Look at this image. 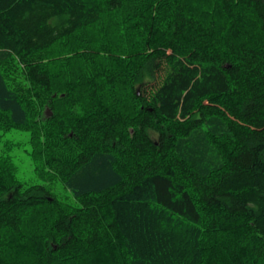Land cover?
<instances>
[{
	"label": "trees",
	"instance_id": "16d2710c",
	"mask_svg": "<svg viewBox=\"0 0 264 264\" xmlns=\"http://www.w3.org/2000/svg\"><path fill=\"white\" fill-rule=\"evenodd\" d=\"M0 264H264V0H0Z\"/></svg>",
	"mask_w": 264,
	"mask_h": 264
},
{
	"label": "water",
	"instance_id": "95a60500",
	"mask_svg": "<svg viewBox=\"0 0 264 264\" xmlns=\"http://www.w3.org/2000/svg\"><path fill=\"white\" fill-rule=\"evenodd\" d=\"M49 112V114L51 113V111H48Z\"/></svg>",
	"mask_w": 264,
	"mask_h": 264
}]
</instances>
